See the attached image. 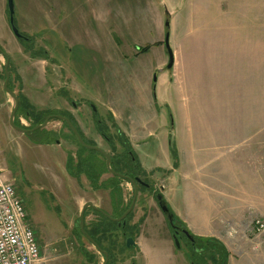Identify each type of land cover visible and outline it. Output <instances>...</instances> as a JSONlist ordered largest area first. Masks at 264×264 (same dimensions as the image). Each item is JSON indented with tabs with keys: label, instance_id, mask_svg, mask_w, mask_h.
<instances>
[{
	"label": "rangeland",
	"instance_id": "374dc122",
	"mask_svg": "<svg viewBox=\"0 0 264 264\" xmlns=\"http://www.w3.org/2000/svg\"><path fill=\"white\" fill-rule=\"evenodd\" d=\"M13 1L15 26L31 40L21 41L14 36L9 27L6 0H0V47L11 61L12 91L24 96L35 111L71 115L86 141L108 155H116L121 150L115 132L118 128L127 137L126 122L130 118L142 119L145 129L155 133L153 137L145 135L143 140L148 139L134 148V155L145 166L165 164L169 140L184 146L191 142L189 133L226 131V112L231 111L235 119L234 110L238 103L243 105V100L230 94L227 102L225 99L222 104H212L205 69L200 71V79L192 83L197 86L201 81L196 88L190 87L188 80L190 73H197L198 58L205 59L206 68L216 51L220 56L226 54L222 58L226 59V77L239 69L234 70V62L248 63L249 57L254 55L258 64L262 62L260 96L256 103L252 102V110L246 101L238 111H242V115L254 112L256 104V112L262 114L264 125V0H81L78 8L75 4L63 10H52L48 19L46 0ZM92 3L96 4L95 10H90ZM75 7L79 13H70ZM166 21L170 23L169 28L164 26ZM57 24L65 25V40L52 30ZM167 31L174 56L170 71L165 70ZM75 34L81 41L73 40ZM218 34L222 37H217ZM47 37L52 39L49 55ZM217 38L226 40V44ZM182 40L188 43L185 52H182L185 48ZM224 45L226 51H223ZM146 46L150 47L149 51L140 53ZM210 48L212 51L204 52ZM200 60L203 64V59ZM3 64L5 57L0 54V172L14 186L26 210L28 223L40 247L37 264H102V254L79 232L80 210L86 202H92L96 208L117 218L124 206L119 203L117 206L118 196L114 203L111 202L108 189L92 190L84 175L76 181L67 173L65 165L69 154H83L85 161L94 165L105 161L100 154L78 144L57 118H51L45 130L38 129L30 135L13 130L9 125L13 101L2 88ZM183 66L186 69L181 76ZM154 74H157L155 84ZM193 92L202 99L200 106L192 103ZM220 113L222 120L218 121L214 116ZM186 117L192 119L188 121ZM96 120L103 123H95ZM18 121L21 125L18 127L31 128L30 121L22 116ZM101 124L105 125L110 142L101 137L98 130ZM115 125L117 128L113 127ZM47 131L50 135L45 133ZM45 137L50 143L39 144ZM199 143L206 145L208 150L220 149L226 156V140ZM219 170L214 174L218 171L222 178L210 175L203 186L208 197L215 200H196V208H207L210 204L208 213L213 219L222 217L217 213H226L223 217L226 224L230 226L232 221H237L242 230L248 228L242 234L250 238L252 221L264 219V182L263 193H257L256 202L226 201V173ZM168 173L152 169L140 177L162 195L161 186L165 185ZM109 176L103 173L100 181H107ZM180 181L181 190H189L182 185L181 178ZM120 188L125 205L134 194L133 187L122 181ZM167 191L171 195L175 193V189ZM154 194L153 190L139 189L126 230L115 229L108 241L100 240L103 247L110 249L108 264H211L205 262L204 248L192 250L184 238L179 239L177 248L169 222ZM176 195L177 199L175 195L172 199L166 195L170 199H166L168 205L172 209L179 205L184 210L179 189ZM244 207V215L233 217V208H238L239 213ZM87 212L84 224L99 220L92 209L88 208ZM189 216L191 223H203L197 214L189 213ZM127 238H132L136 245L127 248ZM223 240L230 251L225 264L263 263L261 252L252 251L249 239L245 243L241 234H233L230 238L226 234Z\"/></svg>",
	"mask_w": 264,
	"mask_h": 264
},
{
	"label": "crops",
	"instance_id": "0c3cea01",
	"mask_svg": "<svg viewBox=\"0 0 264 264\" xmlns=\"http://www.w3.org/2000/svg\"><path fill=\"white\" fill-rule=\"evenodd\" d=\"M74 1V2H73ZM81 0H46L47 8H48V16L52 10L59 11L63 10L66 7H70L71 5H77ZM85 4V2H83ZM96 4L92 3L90 6V10H95ZM77 8L75 10L69 11L70 13L78 12ZM89 9V8H88ZM89 11V10H88ZM79 13V12H78ZM86 18H87V11ZM66 14V13H65ZM64 14V15H65ZM95 13H93L94 15ZM95 18L94 16L92 17ZM63 19V17L61 18ZM96 20V18H95ZM49 23H51L49 21ZM53 31L57 32V37L60 36L62 40H65L67 35L65 33V25L57 24V28L53 25ZM56 37V36H55ZM54 37V38H55ZM217 37H222L220 34ZM226 44V40H220ZM192 39V35L190 37V41ZM75 41H81V37L75 34ZM184 43V40H182ZM51 44L52 39L47 37V55L51 53ZM188 43H184V47L182 52H185L187 49ZM223 51H226V46L224 45ZM213 48H210L204 52H210ZM203 51V50H201ZM226 55V54H225ZM225 55L220 56L216 51L211 59V64L206 68V61L204 58H198L199 60V68L196 74H191L189 71V85L192 88H196L200 83L198 82L197 86H194V80L200 79V71L205 69L207 71V87L210 88L208 95L212 97V104H222L223 101L229 98L230 94H233L237 100H243V105H245L246 101H248L249 109L252 110L253 104L256 103V99L260 96L261 87H262V62L258 64L256 55L250 56V61L243 62L240 60L238 64L234 62V70L237 67L239 69L233 73L230 77H226V59H222ZM189 56V55H188ZM192 56V55H191ZM194 58H192L193 60ZM203 59V64H201V60ZM184 67V68H183ZM180 68V75H183L186 66ZM230 89V92H227V89ZM223 89V91H222ZM247 90L244 92L243 90ZM192 98L191 101L193 104L200 106L202 104V99L198 97L196 92L191 93ZM245 97V99H243ZM169 104V103H168ZM168 104L166 105L168 107ZM240 103H238V107L235 108L234 112H236L235 119H232L231 111L226 112V131H211L209 132H198V133H189L192 137L191 142L184 146L176 145L172 140L171 143H174L177 149L178 154V166L177 168L173 165V160L170 152V142L167 145V150H165V158L164 165H147L145 166L141 163L142 169L148 172L152 169H159L166 172H169L165 180V185L161 186L163 189L162 195L164 196V200L166 201L168 195L171 199L175 195L176 199L178 196L176 193L181 191L180 201L185 203V209H181L179 205H176L177 209H172L167 201V205L170 210L176 215V217L185 224L186 228L196 237L199 238H214L220 241L227 252L229 253V249L226 247V243L223 238L232 237L233 234H241L242 239L245 240V243H250L253 240L252 235L250 238H246L244 232L248 229L242 230V227L238 225L237 221H232L231 225L226 224V220L223 217H226V213L218 214L222 217L213 219L210 215V204L207 208L197 209L195 205L196 200H215L214 198H209L208 193L204 190L205 181L208 179L210 175L214 174V171L220 169V172L226 173V201L231 202H256L258 199L257 193L261 195L262 192V184L264 180H262V169H263V160H264V125H263V116L261 113L256 112V104L255 111L248 112L245 115H242V111L240 107H242ZM238 111V112H237ZM238 113L240 114L239 116ZM222 113L217 116H214L218 121L222 120ZM218 117V118H217ZM192 118H195L194 116ZM192 118L186 117L188 121ZM126 126L128 129L126 130V135L128 141L132 148L134 149L138 144L145 142V135L147 137H153L155 133L151 130H146L145 121L138 120L137 118L129 119L126 122ZM142 130V131H141ZM218 138L219 142H223L226 140V156L222 152V150H208L206 145H199V141H212V143H217L218 141L215 139ZM217 148V147H214ZM182 170V172H181ZM181 175L179 176V173ZM258 175V177H257ZM182 185L189 187V190L183 188L181 190V181ZM187 178H189L187 180ZM210 178V177H209ZM212 178L221 179L222 176L218 174V171L215 172ZM259 181V182H258ZM259 185H258V184ZM258 185L259 190L256 191V186ZM248 186V187H246ZM167 189H175V193L171 195L170 191ZM212 197V196H211ZM261 197V196H259ZM221 198V197H220ZM170 200V199H168ZM212 200V201H213ZM179 208V209H178ZM238 208L232 209L233 217H239L243 213L245 214V207L243 211L237 212ZM189 213L197 214L200 217V221L202 224H197L195 222H190L191 217ZM226 228L228 230H226ZM243 233V234H242ZM249 239V241H247ZM247 241V242H246ZM246 245V244H245ZM251 246V245H250ZM249 246V247H250ZM261 259L264 260V253L261 252Z\"/></svg>",
	"mask_w": 264,
	"mask_h": 264
},
{
	"label": "trees",
	"instance_id": "16d2710c",
	"mask_svg": "<svg viewBox=\"0 0 264 264\" xmlns=\"http://www.w3.org/2000/svg\"><path fill=\"white\" fill-rule=\"evenodd\" d=\"M14 24H15V18H14ZM21 41H24L23 39H20ZM31 39H27V41H30ZM150 47L146 46L144 48L140 49V53L148 52ZM0 54H2L5 57V61L8 60L9 62V68L8 71L10 73L9 75V81H8V87H10V82H11V61L9 56L5 53V51L0 47ZM46 55V54H45ZM4 76V74H3ZM5 78V76H4ZM3 78V79H4ZM12 90V89H11ZM19 99V104H18V109L15 114V125L21 126L18 117L22 116L23 118L27 119L30 121V127L33 128L34 126L41 124L47 116H50V112L48 111H35V108L29 104V102L22 96L21 94L17 95ZM64 114V113H62ZM70 122L76 127V129L79 132V135L82 137L84 142L89 145H93L92 143L86 141V139L81 135L77 125H75V121L72 118L71 115L67 114L66 116ZM33 118V119H32ZM95 123H103V121L99 122L96 120ZM65 127L66 124H63ZM100 126V125H97ZM104 124H101L100 128L98 127V130L103 134L105 139H107L110 142V138H107L106 136V129L104 128ZM114 128L116 127L113 126ZM117 128V127H116ZM104 130V131H103ZM47 135H50V132H45ZM116 138L117 141L120 145V151L116 155H114L115 158V163L113 161V166H111L113 171H121V170H129V166L136 165L137 168V175H146V172L141 168L140 163L137 159V157L134 155V151L128 141V138L125 136L123 132H121L118 128L116 129ZM72 134V132H71ZM74 137V135L72 134ZM75 138V137H74ZM77 141V140H76ZM49 144L50 140L45 137L44 141H39V144ZM78 143V142H77ZM79 144V143H78ZM82 146V145H81ZM115 150V148L113 147ZM170 154L172 156V160H174V167H177L178 163V154H177V149L176 146L172 143H170ZM111 158H113L112 155H110ZM86 158L83 156V154H78L76 156H72V154H69L67 159H66V170L67 173L73 177L79 180L81 175H84L86 179L89 181L90 187L92 190H100V189H108L110 191V198L111 202L114 203L115 197L118 196L119 199L117 201V206L118 203L120 206H124L123 210L121 211L120 214H118L117 217H120L130 206L132 197L127 201L125 205H123V200H121V188H120V180L117 179L114 176H111L107 181H100V177L102 176L103 173H108L107 169L105 167V162L100 164V165H94L92 163L86 162ZM117 168H116V167ZM122 172V171H121ZM127 174V172H125ZM169 208V207H168ZM93 211V210H92ZM95 212V211H93ZM87 213L84 215V219L87 216ZM96 215L99 216V220H95V222H91L89 224H84V232L86 235H88L97 245L98 247L102 250L108 253V257L110 258V249L107 247H103L100 243V240L103 241H108L110 237L113 236L114 230L115 229H121L122 231L126 230L128 220L130 219V215L132 214L129 213V215L125 218V227H118L117 223L114 221H111L109 218L106 216L102 215L99 212H95ZM169 214L172 216L173 221L177 223L178 226L182 228H186L185 224H183L177 217L176 215L170 210L169 208ZM132 216V215H131ZM170 228V225H169ZM80 232V231H79ZM81 235H83L80 232ZM84 236V235H83ZM85 238V236H84ZM105 238V239H104ZM195 239V245L196 243L205 244L203 246L204 251H206V260L205 262L211 263V264H225L228 256V252L223 246V244L214 239V238H199V237H194ZM110 242V241H109ZM188 245L191 246L190 242H188ZM194 246H191V249L194 250ZM202 248V247H201ZM109 262V261H108Z\"/></svg>",
	"mask_w": 264,
	"mask_h": 264
},
{
	"label": "built area",
	"instance_id": "2783aa9c",
	"mask_svg": "<svg viewBox=\"0 0 264 264\" xmlns=\"http://www.w3.org/2000/svg\"><path fill=\"white\" fill-rule=\"evenodd\" d=\"M249 231L253 234L251 249L264 252V219H254ZM40 253L24 206L0 172V264H37Z\"/></svg>",
	"mask_w": 264,
	"mask_h": 264
},
{
	"label": "water",
	"instance_id": "95a60500",
	"mask_svg": "<svg viewBox=\"0 0 264 264\" xmlns=\"http://www.w3.org/2000/svg\"><path fill=\"white\" fill-rule=\"evenodd\" d=\"M6 7H7V10H8V18H9V25L11 27V31L12 33L14 34V36L18 39H23L24 37L22 36V34L18 31V29L16 28L15 24H14V15H15V5H14V1L13 0H6ZM169 21H166L164 23V26L165 28H169ZM164 47H165V50L167 52V56H168V62H167V65L165 67V70L167 71H170L172 70L173 68V65H174V56H173V53H172V49L170 48V45H169V33L168 31L166 32L165 34V38H164ZM8 66H9V62L8 60L5 62V64H3V70H4V81H3V84H2V88H3V91L12 99L13 101V106H12V110L9 114V125L10 127L13 129V130H16L22 134H25L27 133L28 131H36L38 129H43L47 126L51 116L47 117L45 119V121L42 123V124H39L37 126H35L34 128H32L31 130H26L24 128H20L18 126L15 125V122H14V118H15V114H16V111L18 109V104H19V99L18 97L16 96V94L8 87V81H9V71H8ZM158 71H161V70H158ZM156 75L157 74H154V78H153V84L156 83ZM93 110L95 111V109L93 108ZM55 118H57L58 120L62 121V122H65V124L67 125V127L69 128V130L72 132V134L75 136L77 142L82 145L84 148L88 149V150H92V151H95V152H98L100 154H102L105 158V166H106V169L108 171L109 174H114L116 176H121L120 174L118 173H115V171L112 170L110 164H111V158L108 154L104 153L100 148L96 147V146H92V145H89V144H86L84 142V140L82 139V137L79 135L76 127L70 122V120L66 117H63V116H54ZM131 183L133 185L136 184V182L138 183H142L141 180L139 178H136V179H131L130 180ZM136 198H137V193H136V189H135V193L132 197V200H131V203H130V206L129 208L118 218H112L111 216H109L108 214H106L105 212H103L102 210L96 208L92 202H86L81 210H80V213H79V229L81 231V233L85 236V238L98 250L99 253H101L104 257V261L102 262V264H107L108 263V254L107 252L105 251H102L98 245L88 236L85 234L84 232V213L86 211V209L88 207L92 208L94 211H99L101 212L103 215H105L107 218H109L111 221H114V222H118V223H121L125 218L126 216L129 215V213L132 212L134 206H135V202H136ZM157 200L160 204V209L161 211L166 215V219L167 221L169 222V224L171 225L172 228H175L174 225H173V218L172 216L169 214V208L168 206L165 204V205H161V202L163 200V197L162 195H157ZM124 223V222H123ZM176 230V229H175ZM181 232L183 233V235L188 239V241L194 245V242H195V239H194V235L188 230V229H183L181 230ZM176 233H177V230L175 231V233L172 235V238L174 240V243L175 245L177 246V248H179V243H178V238L176 236ZM136 244L134 242V240L132 238H127L126 240V247L127 248H130V247H134ZM134 264V263H132Z\"/></svg>",
	"mask_w": 264,
	"mask_h": 264
},
{
	"label": "flooded vegetation",
	"instance_id": "af4514ba",
	"mask_svg": "<svg viewBox=\"0 0 264 264\" xmlns=\"http://www.w3.org/2000/svg\"><path fill=\"white\" fill-rule=\"evenodd\" d=\"M7 13H8V10H7ZM15 18V17H14ZM8 21H9V18H8ZM9 27H10V25H9ZM10 29H11V27H10ZM22 36H23V34H22ZM24 38H23V40H26L27 41V39H29V38H25V36H23ZM22 39V38H21ZM9 67V66H8ZM57 115H59V116H63V117H66L67 115L66 114H52V115H50L51 116V118L52 119H54L55 117L54 116H57ZM51 118H50V120H51ZM67 118V117H66ZM56 119V118H55ZM49 120V121H50ZM45 121V120H44ZM43 121V122H44ZM60 121V120H59ZM99 122H101V120H98ZM42 122V123H43ZM62 122V121H61ZM41 123V124H42ZM63 124H65V122H63ZM39 125V124H38ZM37 126V125H36ZM67 126V125H66ZM35 127V126H34ZM33 127V128H34ZM46 128V127H45ZM45 128H43L44 130H45ZM68 128V127H67ZM24 129H26V128H24ZM32 128H30V129H28V130H31ZM69 129V128H68ZM27 130V129H26ZM37 131V130H36ZM36 131H28L27 133H25L26 135L28 134V135H30V134H33L34 132H36ZM71 132V131H70ZM100 134L102 135H100L102 138H103V140L104 141H107V139H105V137L103 136V134L100 132ZM169 142H170V140H169ZM171 143V142H170ZM92 146H95V145H92ZM132 147V146H131ZM133 149V148H132ZM133 151H134V149H133ZM97 154H100V153H98V152H96ZM105 153V152H104ZM100 156L104 159V161H105V158H104V156L102 155V154H100ZM110 156V155H109ZM113 156V158H111V164H110V166H113V161H114V163H115V158H114V155H112ZM138 159V158H137ZM139 161V160H138ZM140 163V162H139ZM140 166H141V163H140ZM106 167V166H105ZM116 167V166H115ZM117 168V167H116ZM141 168H142V166H141ZM122 171V172H121ZM120 172L119 171H115V173H118V174H120V175H122V177L121 176H116V175H114V174H109L110 176H109V178H111V176H114V177H116L117 179H119L120 180V184L122 183V181H127V182H129L131 185H132V187H133V191H134V193H135V189H136V193L138 192V190L139 189H141V190H143V191H152L153 190V192L155 193L154 194V196H155V199H156V201H157V204H159V202H158V200H157V195H159V193L158 192H156L152 187H151V185H149L144 179H142L139 175H137L138 173H137V168H136V165H133V166H129V170H127V171H123V170H121ZM145 171V170H144ZM125 172H127V174L125 173ZM146 172V171H145ZM147 173V172H146ZM73 178V177H72ZM80 178H81V176H80ZM79 178V179H80ZM108 178V179H109ZM136 178H139L140 180H141V182L142 183H138V182H136V184L135 185H133L132 183H131V179H136ZM76 181H79L78 179H76V178H74ZM134 195V194H133ZM167 205V203H166V201L164 200V198H163V200H162V202H161V205ZM88 208H90V207H88ZM88 208L86 209V211H85V213H84V215L86 214V212H87V210H88ZM129 208V207H128ZM159 208H160V204H159ZM90 209H92V208H90ZM93 210V209H92ZM161 210V209H160ZM94 211V210H93ZM95 212H99V211H95ZM99 213H101V212H99ZM102 214V213H101ZM103 215V214H102ZM105 216V215H104ZM127 217V216H126ZM118 218V217H117ZM78 220H79V218H78ZM124 222V223H123ZM117 223V225H118V227H125V219L121 222V223H118V222H116ZM173 225H174V227L175 228H171L172 230V235L175 233V231L177 230V233H176V236H177V238H179V239H185L186 237L183 235V233L181 232V230H183L184 228H182V227H180V226H178L177 225V223L176 222H173ZM78 229H79V221H78ZM176 229V230H175ZM119 230H121V229H119ZM79 231H80V229H79ZM122 231V230H121ZM81 232V231H80ZM123 234H126V232H123ZM187 240V239H186ZM91 244V243H90ZM92 245V244H91ZM187 245H188V242H187ZM93 246V245H92ZM189 246V245H188ZM191 246H194L193 248H194V250H197L198 251V249L200 248V247H202L203 248V246H205V244H201V242L199 243H196V245H195V242H194V245H191ZM191 246H189L190 248H191ZM204 259H206V258H204Z\"/></svg>",
	"mask_w": 264,
	"mask_h": 264
}]
</instances>
